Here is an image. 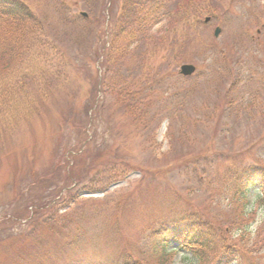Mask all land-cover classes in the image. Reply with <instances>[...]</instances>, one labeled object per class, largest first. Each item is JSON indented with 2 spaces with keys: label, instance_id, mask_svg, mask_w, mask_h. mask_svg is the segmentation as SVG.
Segmentation results:
<instances>
[{
  "label": "rangeland",
  "instance_id": "obj_1",
  "mask_svg": "<svg viewBox=\"0 0 264 264\" xmlns=\"http://www.w3.org/2000/svg\"><path fill=\"white\" fill-rule=\"evenodd\" d=\"M123 1L32 3L23 57L0 77L13 90L0 116V264H162L150 251L169 226L201 239L165 264L250 240L228 233L216 186L227 169L264 165V0H158L146 27L120 34ZM184 63L197 72L182 77ZM116 91L140 93L133 114ZM249 199L255 229L259 184ZM254 255L264 264V249Z\"/></svg>",
  "mask_w": 264,
  "mask_h": 264
},
{
  "label": "trees",
  "instance_id": "obj_2",
  "mask_svg": "<svg viewBox=\"0 0 264 264\" xmlns=\"http://www.w3.org/2000/svg\"><path fill=\"white\" fill-rule=\"evenodd\" d=\"M33 1L39 0H0V77L10 73L12 66L15 64L14 61L21 60L23 57V49L20 42L21 40L23 42L26 40L28 33H33L32 30L36 24V17L32 8ZM156 2L158 0H124L117 21L118 32L125 34L126 30L134 31L139 29L140 26L146 27L144 23L149 21L150 16L152 17L150 20L153 19V15L149 12ZM21 22H24L26 27ZM12 56L14 58L11 62ZM24 84L25 81L23 82ZM4 88V86L0 87V116L1 114L3 116L7 114L4 111L7 107H4L2 103L3 98L8 92L13 91L12 89L7 91ZM116 93L120 95L124 92L116 91ZM126 93L122 96V103L126 102L128 112L133 114L136 106H132L128 102H134L131 97L139 96L140 93L132 94L130 97L128 96L129 94L126 97ZM13 95L11 94L9 98ZM85 140L83 138L82 143H78L79 150L86 144ZM84 153L85 150L81 153L70 155L71 160L78 162L79 159L83 158ZM67 163H69V160H67ZM71 178L67 174L66 179L71 180ZM216 178L218 177L212 176L210 179L213 182H208V184L213 185L216 182ZM219 179L220 183L216 186V194L223 197L226 206L230 207L232 212L227 224L228 233L236 230L239 233L237 234L239 241H244L246 237L250 240H245L241 245L237 242V239L234 240L229 244L227 255H221L216 261H211L210 258H205L201 253L193 251L192 257H190V264H249V260L256 257L254 254L258 250L264 249V222L253 229V224L256 220L252 214L253 209L251 208L253 207H249L251 205L249 192L254 185L260 184V190L264 193V165H252L233 172L227 169V172L222 174ZM96 192L91 191V193ZM164 231V234L153 242L150 251L151 256L159 258L162 264H165L172 254L171 248L173 252L185 250L195 244H199L200 241L197 240L201 239L196 233L178 230L175 227H166ZM246 245L248 246L246 247ZM231 255L233 256L229 257ZM123 264L130 263L127 261Z\"/></svg>",
  "mask_w": 264,
  "mask_h": 264
},
{
  "label": "water",
  "instance_id": "obj_3",
  "mask_svg": "<svg viewBox=\"0 0 264 264\" xmlns=\"http://www.w3.org/2000/svg\"><path fill=\"white\" fill-rule=\"evenodd\" d=\"M209 20V18H207V21ZM220 32V29L217 28L216 29V35H218ZM196 70V67L192 64H185L181 67V73L183 75H186V76H189V75H192Z\"/></svg>",
  "mask_w": 264,
  "mask_h": 264
},
{
  "label": "clouds",
  "instance_id": "obj_4",
  "mask_svg": "<svg viewBox=\"0 0 264 264\" xmlns=\"http://www.w3.org/2000/svg\"><path fill=\"white\" fill-rule=\"evenodd\" d=\"M260 219H261L262 221H264V210H262V211L260 212Z\"/></svg>",
  "mask_w": 264,
  "mask_h": 264
}]
</instances>
